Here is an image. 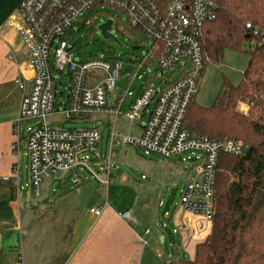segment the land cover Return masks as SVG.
<instances>
[{"label":"built area","instance_id":"obj_1","mask_svg":"<svg viewBox=\"0 0 264 264\" xmlns=\"http://www.w3.org/2000/svg\"><path fill=\"white\" fill-rule=\"evenodd\" d=\"M107 8L123 13L130 29L148 41L147 55L133 61L135 73L126 71L121 61L77 62L72 57L65 38L68 30L85 20L88 13L100 16ZM219 11V5L212 0H21L8 25L16 29L26 49V63L32 74L23 72L16 81L22 99L18 118L13 123L17 141L12 151L19 153L23 125L37 122L36 127L29 128L26 142L31 187L37 197L41 195L43 180L53 175H70L72 188H79L80 168L109 188L111 177L117 173L111 156L102 166L104 176L89 165L88 156H81L83 153L99 156L100 132L60 129L52 119L61 115L74 120L92 114L117 118L132 95L130 90L141 70L157 62L163 72H171V79L160 88L152 84L143 90L127 114L129 134L119 136L113 129L111 144L120 137L122 145L136 146L164 159L199 154L194 160L199 162L196 167L191 157L183 159L191 173L181 197V208L208 228L211 226L220 156L241 157L249 151V146L239 139L216 140L184 127L207 69L208 59L202 49L203 30L218 18ZM107 20L113 22L111 30L114 26L118 29L115 17L109 16L103 23ZM123 77L129 78V86L117 95L114 107H109L108 96ZM57 79L64 87L65 81L70 80L63 110L56 108ZM20 171L19 165L13 168L17 181ZM91 212L100 217L103 208ZM122 219L134 222L131 212L123 214ZM202 232L198 231L195 239ZM151 234L149 228L144 231L145 245L146 236Z\"/></svg>","mask_w":264,"mask_h":264},{"label":"rangeland","instance_id":"obj_2","mask_svg":"<svg viewBox=\"0 0 264 264\" xmlns=\"http://www.w3.org/2000/svg\"><path fill=\"white\" fill-rule=\"evenodd\" d=\"M103 12L102 15H97L96 17L93 13H88L85 20L80 21L68 30L65 38L69 42L72 57L77 62L94 59L109 63L121 61L126 71L135 73L137 69L133 61L134 59L139 60L147 55V51L149 50L147 47L148 41L137 31L130 29L127 25L126 16L120 11L107 8ZM109 16L115 17L123 27V30H118L114 26L111 30V34L118 41L105 38L99 29L100 25ZM252 48L251 45L246 43L241 51L226 50L219 64L210 63L201 80L195 102L203 107L212 106L225 78L234 85L240 84L243 79V74L248 68L250 60L249 51ZM51 57H54L53 53ZM171 77V72H163L157 62L141 70L130 90L133 95L127 98L117 118L115 129L118 135L123 136L129 134L127 114L131 110L135 98L147 86L155 84L160 88ZM128 80L129 78L123 77L117 83V88L113 96L116 97L121 91H125L128 88ZM56 82V108L63 110L64 105L68 101L70 80L67 79L65 81V87L58 79ZM108 106L114 107V102L111 101L110 94L108 96ZM238 108L243 113L249 110L246 104H240ZM52 121L54 126L64 130L99 131L101 134L99 156L92 153H83L81 156H88L90 159L89 165L100 175L104 176L102 166L111 153V160L115 164V170L122 169L124 171V175L121 177L115 173L110 179L109 188H107L95 179L88 170L80 168L78 171L81 181L79 188L85 190L86 186L92 185L95 187L94 194L97 202L103 204L108 203L115 211L120 213L130 211L134 216H136L141 205L144 204L143 199L146 197L150 198V207L147 209L149 218L152 216L158 218L161 221H158L159 225L163 229L156 227L154 222H148L149 224H147L145 221L140 226L143 236L144 231L147 229L146 227H150L149 229L151 231L153 229L154 234L160 232L165 237V242L162 244L154 239V242L150 243L149 246H164V250L171 255L174 252H179V249L184 244L182 237L175 232L176 227L172 223L171 217L181 208V197L191 173V168L185 165L183 159L191 157L192 164L196 167L199 162H195L194 160L200 155L188 154L183 157L164 159L157 155L147 154L144 150L136 146L122 145L120 137L116 138L114 148L110 150L111 133L114 127V118L110 114H92L74 120H67L61 115H56ZM37 125V122L26 123L24 129L25 136H28L29 128L36 127ZM25 152L26 150H23L19 183H21L22 194L32 201L31 203L35 209L40 207L53 208L55 201L67 194L78 196L76 190L78 188L73 187V191L63 192L64 186H71L70 175L59 174L43 180L41 195L37 197L31 187L29 160L24 155ZM82 197H85L84 206L88 210L92 205L97 203L92 200L90 201L87 194H83ZM47 198L50 200L49 206H44L42 202ZM143 206L147 208L146 206L148 205ZM202 231L200 238L197 239L202 240L201 242L206 240L210 227L208 228V226L204 225ZM18 252L20 260L17 264L42 263L32 258L33 253H35V249L32 246L24 249V262L21 259L22 250L20 248H18ZM39 252L41 251H37L36 254H39ZM182 257L184 259H190V256L187 254H182Z\"/></svg>","mask_w":264,"mask_h":264},{"label":"crops","instance_id":"obj_3","mask_svg":"<svg viewBox=\"0 0 264 264\" xmlns=\"http://www.w3.org/2000/svg\"><path fill=\"white\" fill-rule=\"evenodd\" d=\"M20 2L0 0V264H17L20 260L18 248L22 250L21 259L24 262L23 251L30 246L35 249L32 258L42 262L39 264H168L178 259L193 260L196 246L202 241L195 237L204 225L195 216L184 213L182 208L171 217V221L184 246L171 255L164 250V246H149L154 239L162 244L165 242L160 232L154 234L152 229V234L146 236L147 245L142 242L140 226L145 221L147 224L154 222L156 227L163 229L158 218H149L150 198L143 199L147 208L141 205L136 216L131 212L134 222H130L122 219V215L130 211L120 213L110 205L105 207V204L97 202L92 185L86 186L85 190L76 189L78 196H61L53 208L40 207L36 210L32 201L22 194L13 168L19 165L21 170L28 136L24 134V124L19 153H14L12 146L17 138L13 123L18 118L22 99L16 81L23 72L26 75L32 72L26 63V49L16 29L8 25ZM115 91L110 94L112 102L117 98V95L113 96ZM113 118L115 129L118 117ZM115 140L111 144V138L110 150L114 148ZM24 155L27 156V150ZM63 190L67 193L74 189L64 186ZM83 194H87L90 201L97 202L89 210L84 206ZM47 200L48 204H45ZM42 203L49 206V198ZM98 208H103L100 217L91 212ZM37 251L41 252L36 254ZM182 254H187L190 259H184Z\"/></svg>","mask_w":264,"mask_h":264},{"label":"trees","instance_id":"obj_4","mask_svg":"<svg viewBox=\"0 0 264 264\" xmlns=\"http://www.w3.org/2000/svg\"><path fill=\"white\" fill-rule=\"evenodd\" d=\"M212 1L220 11L203 30L206 66L219 64L226 50L241 51L246 43L253 48L241 83L225 78L210 107L194 99L184 127L216 140L239 139L249 151L220 156L209 234L193 260L168 264H264V0ZM240 104L249 110L241 112Z\"/></svg>","mask_w":264,"mask_h":264},{"label":"water","instance_id":"obj_5","mask_svg":"<svg viewBox=\"0 0 264 264\" xmlns=\"http://www.w3.org/2000/svg\"><path fill=\"white\" fill-rule=\"evenodd\" d=\"M112 20H107L105 23L101 24L99 29L102 31V33L104 34L105 38L107 39H113L115 41H118V39L110 33V30L112 28ZM123 174V170L122 169H117V175L119 177H121ZM45 204H48V200L44 202Z\"/></svg>","mask_w":264,"mask_h":264}]
</instances>
